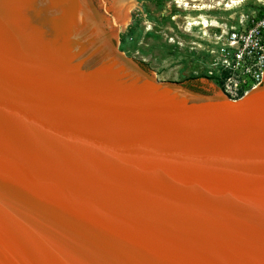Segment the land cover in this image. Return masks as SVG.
<instances>
[{
    "label": "water",
    "instance_id": "water-1",
    "mask_svg": "<svg viewBox=\"0 0 264 264\" xmlns=\"http://www.w3.org/2000/svg\"><path fill=\"white\" fill-rule=\"evenodd\" d=\"M94 0H0V264H264V85L158 81Z\"/></svg>",
    "mask_w": 264,
    "mask_h": 264
},
{
    "label": "rangeland",
    "instance_id": "rangeland-1",
    "mask_svg": "<svg viewBox=\"0 0 264 264\" xmlns=\"http://www.w3.org/2000/svg\"><path fill=\"white\" fill-rule=\"evenodd\" d=\"M129 1L118 20L112 0H94L108 16L106 27L116 31L118 50L158 81L182 84L189 77L199 78L201 89L210 94L220 90L209 79L194 75L206 59L210 26L234 25L242 14L264 6V0ZM203 18L209 23L206 28L199 24Z\"/></svg>",
    "mask_w": 264,
    "mask_h": 264
},
{
    "label": "built area",
    "instance_id": "built-area-1",
    "mask_svg": "<svg viewBox=\"0 0 264 264\" xmlns=\"http://www.w3.org/2000/svg\"><path fill=\"white\" fill-rule=\"evenodd\" d=\"M210 27L204 71L194 75L208 78L231 100L264 85V6L234 25Z\"/></svg>",
    "mask_w": 264,
    "mask_h": 264
},
{
    "label": "bare ground",
    "instance_id": "bare-ground-1",
    "mask_svg": "<svg viewBox=\"0 0 264 264\" xmlns=\"http://www.w3.org/2000/svg\"><path fill=\"white\" fill-rule=\"evenodd\" d=\"M130 3L129 0H112V9L113 11H115L116 15L115 17L119 20L122 15V12H124V10L126 8H128L130 5H128ZM232 3H235V2H232ZM203 22L199 23L201 25H203L205 28L209 26V23L207 22L206 19H202ZM116 23V22H115ZM190 26L192 25V23L189 24ZM203 27V28H204Z\"/></svg>",
    "mask_w": 264,
    "mask_h": 264
},
{
    "label": "trees",
    "instance_id": "trees-1",
    "mask_svg": "<svg viewBox=\"0 0 264 264\" xmlns=\"http://www.w3.org/2000/svg\"><path fill=\"white\" fill-rule=\"evenodd\" d=\"M203 77V76H202ZM201 78V77H200ZM205 79H208L206 77H204ZM199 78H193V77H189L185 80V82H183L182 84L191 89V90H194V91H197V92H202V93H205L202 89H201V83L199 82L198 80Z\"/></svg>",
    "mask_w": 264,
    "mask_h": 264
}]
</instances>
